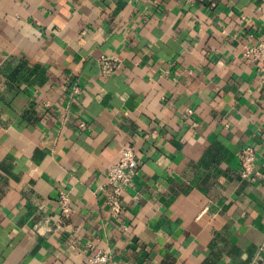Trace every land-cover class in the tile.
Returning <instances> with one entry per match:
<instances>
[{
  "label": "crops",
  "instance_id": "crops-1",
  "mask_svg": "<svg viewBox=\"0 0 264 264\" xmlns=\"http://www.w3.org/2000/svg\"><path fill=\"white\" fill-rule=\"evenodd\" d=\"M260 40L264 0H0V264H264Z\"/></svg>",
  "mask_w": 264,
  "mask_h": 264
},
{
  "label": "built area",
  "instance_id": "built-area-1",
  "mask_svg": "<svg viewBox=\"0 0 264 264\" xmlns=\"http://www.w3.org/2000/svg\"><path fill=\"white\" fill-rule=\"evenodd\" d=\"M243 58L259 66L261 72H264V40L252 43L245 48ZM104 63L103 73L112 71V66L101 59ZM108 65V66H107ZM77 89V88H76ZM76 91V90H75ZM255 150L251 146H245L239 154L240 177L242 179H253L256 171ZM138 172V158L133 148L125 147L118 155L117 161L109 166L106 172V182L109 191L107 193L105 204L107 213L112 219H118L124 211L121 197L131 186L133 178ZM58 205L64 218L70 215L69 199L65 193L59 192ZM110 256L105 251H97L90 257L86 264H108Z\"/></svg>",
  "mask_w": 264,
  "mask_h": 264
}]
</instances>
